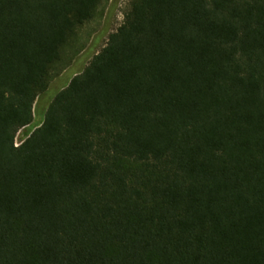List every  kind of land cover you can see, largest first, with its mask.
Returning <instances> with one entry per match:
<instances>
[{"label":"trees","instance_id":"16d2710c","mask_svg":"<svg viewBox=\"0 0 264 264\" xmlns=\"http://www.w3.org/2000/svg\"><path fill=\"white\" fill-rule=\"evenodd\" d=\"M108 2L0 0V264H264V0H126L52 88Z\"/></svg>","mask_w":264,"mask_h":264},{"label":"rangeland","instance_id":"374dc122","mask_svg":"<svg viewBox=\"0 0 264 264\" xmlns=\"http://www.w3.org/2000/svg\"><path fill=\"white\" fill-rule=\"evenodd\" d=\"M126 0H109L106 9L95 20L84 25L77 37L70 40L66 49V61L68 67L52 81V88L62 86L77 68H82L87 64L90 57L98 52L106 43L108 34L115 30L121 23L123 15L122 9ZM40 116L35 114L33 125L39 123ZM32 130L27 126L21 129L15 139L19 144Z\"/></svg>","mask_w":264,"mask_h":264}]
</instances>
